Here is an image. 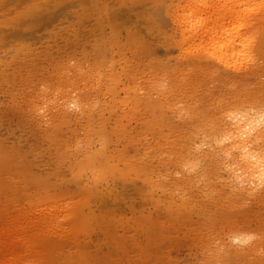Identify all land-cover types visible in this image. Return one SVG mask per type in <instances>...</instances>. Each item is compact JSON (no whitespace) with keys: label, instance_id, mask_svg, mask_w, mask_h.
<instances>
[{"label":"rangeland","instance_id":"obj_1","mask_svg":"<svg viewBox=\"0 0 264 264\" xmlns=\"http://www.w3.org/2000/svg\"><path fill=\"white\" fill-rule=\"evenodd\" d=\"M8 3L0 0V229L17 238L8 252L22 254L18 240L31 236L43 264H264V184L230 182L219 146L206 141L229 129L236 95L264 98V29L256 63L236 74L182 57L173 15L183 0ZM47 12L58 15L45 26ZM52 209L71 220L59 217L48 233L40 221ZM27 219V232L15 229ZM236 232L255 237L248 254L249 244L230 243ZM227 247L238 254L221 258Z\"/></svg>","mask_w":264,"mask_h":264},{"label":"bare ground","instance_id":"obj_2","mask_svg":"<svg viewBox=\"0 0 264 264\" xmlns=\"http://www.w3.org/2000/svg\"><path fill=\"white\" fill-rule=\"evenodd\" d=\"M6 1V0H5ZM20 0H16V2L14 0H10L7 2H9L8 4H10V2L13 3H17ZM44 1V0H43ZM83 1V0H80ZM23 2V1H22ZM5 2H3L4 4ZM84 4V2H81ZM7 6V3H5ZM20 3H17L16 5H18ZM94 4V3H93ZM15 5V6H16ZM19 6V5H18ZM40 7V6H39ZM6 8V7H5ZM9 8V7H8ZM17 8V6L15 7ZM21 8V7H20ZM50 8V7H49ZM94 8V7H93ZM11 9V8H10ZM34 9V8H33ZM47 9V8H46ZM51 9V8H50ZM175 9V8H174ZM58 10V9H56ZM68 10V9H67ZM177 10V11H175ZM175 14L174 19L176 20L175 23L177 22V24L180 26V31H181V40L178 42V46H179V51L181 53V55L183 54L184 56L189 55V57H194L195 59H199V60H204L206 62H212L214 64L215 69L218 68L221 71H228L230 72H242L241 74H243V72H245L244 70L247 69L248 66L252 65L253 63L255 64V50L257 47V43L259 41L260 35L264 29V0H183V4L181 6H178L177 9H175ZM20 11V10H19ZM18 11V12H19ZM56 12V11H55ZM63 12V11H62ZM3 13V12H2ZM36 14V12H33V14ZM48 13V12H47ZM58 13V11H57ZM57 13L51 14L49 15H45L38 21H40L43 25L46 26V24H48L49 22H51L53 20V18H55L56 15H58ZM86 15V14H85ZM24 16V15H23ZM32 16V14H31ZM18 17V16H17ZM6 18V16L4 17ZM64 19V18H63ZM42 20V21H41ZM28 21V19H27ZM30 21V18H29ZM32 22V21H31ZM37 23V19L35 21ZM39 22V25H40ZM23 23V22H22ZM29 24V22H27ZM65 23V22H64ZM99 23V22H98ZM174 23V24H175ZM25 24V23H24ZM23 24V25H24ZM26 24V25H28ZM35 24V23H33ZM38 24V23H37ZM56 24V23H55ZM31 25V24H30ZM28 25V26H30ZM22 26V24H21ZM35 26V25H34ZM37 26V25H36ZM42 26V25H41ZM44 26V27H45ZM73 26V25H72ZM77 26V25H76ZM39 27V26H38ZM43 27V28H44ZM177 27V26H176ZM175 27V29H176ZM20 28V27H19ZM27 28V26H26ZM73 28V27H72ZM90 28V27H89ZM23 29V28H22ZM179 29V27H178ZM178 29L176 31H178ZM52 30V29H51ZM83 30V29H82ZM99 30V29H98ZM88 31V30H87ZM18 33V32H17ZM20 33V32H19ZM22 33V31H21ZM20 33V34H21ZM97 33V32H96ZM69 34V33H68ZM82 34V33H81ZM80 34V35H81ZM97 38V37H96ZM59 39V38H58ZM94 42V41H93ZM97 42V40H96ZM99 43V41L97 42ZM176 43V42H175ZM177 44V43H176ZM66 45V44H64ZM85 45V44H84ZM96 45V44H95ZM64 47V46H62ZM60 47V48H62ZM104 47V46H103ZM66 49V47H64ZM63 48V49H64ZM62 49V50H63ZM64 49V50H65ZM86 52V51H85ZM58 53V52H57ZM56 53V54H57ZM149 53V52H148ZM53 54V53H52ZM59 54V53H58ZM180 55V54H179ZM182 55V57H183ZM51 57V56H50ZM82 57V56H81ZM85 57V56H84ZM97 57V56H96ZM177 57V56H176ZM69 58V57H68ZM76 58V57H75ZM193 58V59H194ZM97 59V58H96ZM48 60V59H47ZM83 60V59H82ZM81 61V60H80ZM104 61V60H103ZM102 61V62H103ZM6 62V61H5ZM60 62V61H59ZM77 62V61H76ZM83 62V61H82ZM111 62V61H110ZM195 63V62H194ZM204 63V62H203ZM32 64V63H31ZM205 64V63H204ZM203 64V65H204ZM260 64V63H259ZM95 65V64H94ZM195 65V64H194ZM206 65V64H205ZM263 65V64H262ZM211 66V65H210ZM12 67V66H11ZM62 67V66H61ZM69 67V66H68ZM67 67V68H68ZM96 67V66H95ZM174 67V66H173ZM202 67V66H201ZM205 67V66H204ZM255 67V66H254ZM183 68V67H182ZM208 68V67H207ZM260 68V67H259ZM36 69V68H35ZM38 69V68H37ZM91 69V68H90ZM89 69V70H90ZM93 69V68H92ZM125 69V68H124ZM165 69V68H164ZM192 69V68H191ZM261 69V68H260ZM67 70V69H66ZM88 70V71H89ZM82 71V70H81ZM80 71V72H81ZM159 71V70H158ZM183 71V70H182ZM193 71V70H192ZM202 71V70H201ZM261 71V70H260ZM62 72V71H61ZM161 72V71H160ZM181 72V71H180ZM227 72V73H228ZM108 73V72H106ZM226 73V74H227ZM247 74V72H245ZM261 73V72H259ZM62 74V73H61ZM66 74V73H65ZM168 74V73H167ZM176 74V73H175ZM214 74V73H213ZM235 74V73H234ZM250 74V73H249ZM262 74V73H261ZM79 75V74H78ZM188 75V74H187ZM258 75V74H256ZM239 76V75H238ZM252 76V75H251ZM264 77V75H262ZM23 77V76H22ZM66 77V76H65ZM151 77V76H150ZM197 77V76H196ZM201 77V76H200ZM237 77V76H236ZM255 77V76H254ZM97 78V77H96ZM106 78V77H105ZM180 78V77H179ZM208 78V77H207ZM68 79V78H67ZM187 79V78H186ZM200 79V78H199ZM227 79V78H226ZM264 79V78H263ZM97 80V79H96ZM201 80V79H200ZM220 80V79H219ZM225 80V79H224ZM243 80V79H242ZM241 79L239 81H242ZM261 80V79H260ZM75 81V80H74ZM79 81V80H78ZM77 81V82H78ZM88 81V80H87ZM100 81V80H98ZM185 81V80H184ZM183 81V82H184ZM188 81V79H187ZM199 81V80H198ZM238 81V79H237ZM56 82V81H55ZM67 82V81H66ZM70 82V81H69ZM97 82V81H96ZM109 82V81H108ZM196 82V81H195ZM210 82V81H209ZM258 82V81H257ZM263 82V81H262ZM261 82V83H262ZM103 83V82H102ZM159 82H157L158 84ZM161 83V82H160ZM197 83V82H196ZM213 83V81H212ZM234 83V82H233ZM247 83V82H246ZM89 84V83H88ZM152 84V82H151ZM157 84H153V86L157 87ZM175 84V83H174ZM194 84V82H193ZM211 84V83H210ZM248 84V83H247ZM135 85V84H134ZM137 85V84H136ZM150 85V83H149ZM162 85V84H159ZM181 85V84H180ZM179 85V87H180ZM189 85V84H188ZM206 85V84H205ZM212 85V84H211ZM221 85V84H220ZM226 85V84H225ZM254 85V84H253ZM256 85V84H255ZM259 85V84H258ZM8 86V85H7ZM58 86V85H57ZM111 86V85H110ZM186 86V85H185ZM198 86V85H197ZM213 86V85H212ZM233 86V85H232ZM241 86V85H240ZM243 86V85H242ZM61 87V86H60ZM88 87V86H87ZM95 87V86H94ZM155 87V88H156ZM162 88V86H159ZM159 87L156 90L157 94L159 95ZM178 87V86H177ZM201 87V86H200ZM225 87V86H224ZM234 87V86H233ZM233 87H231L233 89ZM239 87V86H238ZM245 87V86H244ZM257 87V86H256ZM105 88V87H104ZM164 88V87H163ZM162 88V89H163ZM169 88V87H168ZM230 88V87H229ZM258 88V87H257ZM256 88V89H257ZM264 88V87H262ZM93 89V88H92ZM149 89H154V88H150ZM161 89V90H162ZM189 89V88H188ZM193 89V88H192ZM224 89V88H223ZM241 89V88H240ZM97 90V89H96ZM130 90V89H129ZM138 90V89H137ZM148 90V89H147ZM158 90V91H157ZM164 90V89H163ZM169 90V89H168ZM221 90V89H220ZM230 90V89H229ZM245 90V89H244ZM74 91V90H73ZM84 91V90H83ZM139 91V90H138ZM153 92H155L154 90H152ZM198 91V90H197ZM206 91V90H205ZM233 91V90H232ZM242 91V90H241ZM51 92V91H50ZM99 92V91H98ZM159 92V93H158ZM164 93V95H166V92L162 91ZM161 92V97H162V93ZM172 92V90H171ZM175 92V91H174ZM253 92V91H252ZM130 93V92H129ZM170 92H167V95ZM206 93V92H205ZM217 93V92H216ZM227 93V91H226ZM250 93V92H249ZM147 94V93H146ZM156 94V96H157ZM174 94V93H173ZM195 94V93H193ZM218 94V93H217ZM242 94V93H241ZM247 94V93H246ZM89 95V94H88ZM163 95V97H165ZM222 95V94H221ZM235 94H232V96ZM98 96V95H97ZM146 96V95H145ZM154 96V95H153ZM169 96V95H168ZM198 96V95H197ZM262 97H264V95H261ZM170 97V96H169ZM217 97V96H216ZM229 97V96H228ZM236 99L235 102L237 104H235L234 106L230 107V110H227L225 112L223 118L224 120L228 121L230 127H228L229 129H225V131H222L221 133H219L216 136H212V135H208L209 138H207L206 136V141L207 143H210L209 145L211 146L212 143H215L218 147V151H220L218 158H221L222 162L224 163V167L225 169L227 168V175L230 177V182L231 179L233 178V181L235 180L237 183H239L240 185H242V187H244L245 185L249 186L254 182H259V183H263L264 184V131L263 132H258L259 128L261 126H264V98H259V96L257 95H249V100H247L245 97H238L236 95ZM174 98V97H173ZM196 98V97H195ZM209 98V97H208ZM165 99V98H164ZM163 99V100H164ZM172 99V98H171ZM175 99V98H174ZM206 99V98H205ZM217 99V98H216ZM162 100V101H163ZM166 100V99H165ZM170 100V99H169ZM208 100V99H207ZM210 100V99H209ZM214 100V99H213ZM187 101V100H186ZM228 101V100H227ZM172 102V100L170 101ZM183 102V101H182ZM208 103V102H207ZM216 103V102H215ZM228 104V102H226ZM173 104V103H172ZM188 104V103H187ZM197 104V103H196ZM224 104V103H223ZM169 105V104H168ZM216 105V104H215ZM214 105V106H215ZM218 105V104H217ZM191 106V105H190ZM193 106V105H192ZM191 106V107H192ZM210 106V105H209ZM219 107V106H217ZM170 109V108H169ZM186 109V108H185ZM178 110V108H177ZM63 111V109H62ZM66 111V110H65ZM82 111V110H81ZM219 114V113H218ZM217 114V115H218ZM56 116V115H55ZM179 117V116H178ZM195 117V116H194ZM209 117V116H208ZM214 117V116H213ZM222 117V116H221ZM177 118V117H176ZM216 118V117H215ZM220 118V117H219ZM203 119V118H202ZM211 119V118H210ZM81 120V119H80ZM217 120V119H216ZM206 121V120H205ZM218 121V120H217ZM208 122V121H207ZM195 123V122H194ZM211 124V123H210ZM208 125V123H207ZM45 126V125H44ZM84 126V125H83ZM119 126V125H118ZM220 126V125H219ZM199 127V126H198ZM204 127V125H203ZM209 127V125H208ZM211 127V126H210ZM216 127V126H215ZM51 129V128H50ZM207 129V128H205ZM210 129V128H209ZM222 129V128H221ZM31 130V129H30ZM219 130V129H218ZM208 133V132H207ZM212 134V133H210ZM165 135V134H164ZM79 136V135H78ZM143 136V135H142ZM212 136V137H211ZM26 137V136H25ZM189 137V136H188ZM36 139V138H35ZM209 140V141H208ZM177 141V140H176ZM140 142V141H139ZM60 143V142H59ZM203 143V142H202ZM190 144V143H189ZM205 144V143H204ZM261 144V145H260ZM37 145V144H36ZM208 145V144H205ZM208 145V146H209ZM213 145V144H212ZM89 146V145H88ZM150 146V145H149ZM65 147V146H64ZM200 147V146H199ZM197 147V148H199ZM63 148V147H62ZM189 148V147H188ZM211 148V147H210ZM213 148V147H212ZM204 149V148H203ZM161 150V149H160ZM167 150V149H166ZM182 150V149H181ZM194 150V149H193ZM201 150V149H199ZM209 150V149H208ZM96 151V150H95ZM101 151V150H100ZM99 151V152H100ZM153 151V150H152ZM169 151V150H168ZM202 151V150H201ZM216 151V150H215ZM197 152V151H196ZM213 152V151H212ZM185 153V152H184ZM205 153V151H204ZM206 154V153H205ZM209 154V153H208ZM207 154V155H208ZM218 154V153H217ZM200 155V154H199ZM216 155V154H215ZM120 156V155H119ZM206 157V155H204ZM121 157V156H120ZM204 157V158H205ZM208 157V156H207ZM197 158V157H196ZM213 158V157H212ZM155 159V158H154ZM157 159V158H156ZM32 160V159H31ZM166 160V158L164 159ZM163 160V161H164ZM220 160V161H221ZM122 163V162H121ZM131 163V162H130ZM129 163V164H130ZM167 163V162H165ZM164 163V164H165ZM191 163V162H190ZM188 163V164H190ZM194 163V162H193ZM41 164V163H40ZM133 164V163H132ZM162 164V163H160ZM169 164V163H168ZM174 164V162H173ZM187 163L185 162V165ZM192 164V163H191ZM52 165V164H51ZM126 165V164H125ZM157 165V164H156ZM220 165V164H219ZM184 166V165H181ZM191 166H195L194 164ZM197 166V165H196ZM132 167V166H131ZM146 167V166H145ZM179 167V166H178ZM188 167V165H187ZM181 168V167H180ZM191 168V167H189ZM168 169V168H167ZM186 169V168H185ZM193 168H191L192 170ZM206 169V168H205ZM212 169V168H211ZM189 170V169H188ZM195 170V169H194ZM192 172V171H191ZM214 172V171H213ZM106 173V172H105ZM156 173V172H155ZM178 173V172H177ZM97 174V172H96ZM95 174V175H96ZM194 174V173H193ZM203 174V173H202ZM221 174V173H220ZM197 175V174H196ZM199 175V174H198ZM201 175V174H200ZM199 175V176H200ZM208 175V174H207ZM213 175V174H212ZM10 178V177H9ZM8 179V178H7ZM21 179V178H20ZM182 179V178H180ZM195 179V177H194ZM205 179V178H204ZM229 179V178H228ZM183 180V179H182ZM185 180V179H184ZM198 180V179H197ZM180 181V180H178ZM232 181V182H233ZM188 182V181H187ZM216 182V181H215ZM225 182V181H224ZM229 182V183H230ZM235 183V182H234ZM179 184V183H178ZM236 184V183H235ZM234 184V185H235ZM257 184V183H256ZM188 185V184H187ZM229 185V184H228ZM232 186L233 188L235 186ZM238 185V184H237ZM236 185V187H237ZM171 186H173L171 184ZM222 187V186H221ZM239 187V185H238ZM250 187V186H249ZM257 187V186H256ZM264 187V186H263ZM231 188V187H230ZM245 188V187H244ZM177 189H178V185H177ZM224 189V188H223ZM229 189V188H228ZM236 189V188H235ZM240 189V188H239ZM232 190V189H231ZM250 190V189H249ZM260 190V189H259ZM264 190V189H263ZM166 191V190H165ZM208 191V190H207ZM251 191V190H250ZM178 192V191H177ZM180 192V191H179ZM203 192V191H202ZM210 192V191H208ZM219 192V191H218ZM252 192V191H251ZM254 192V190H253ZM252 192V193H253ZM264 192V191H263ZM221 193V192H220ZM230 193V192H229ZM174 194V193H173ZM180 194V193H179ZM212 194V192H211ZM231 194V193H230ZM178 195V194H177ZM234 195V194H233ZM176 196V195H175ZM194 196V195H193ZM241 196V195H240ZM239 196V197H240ZM250 196V195H249ZM245 197V196H244ZM210 198V197H209ZM212 198V197H211ZM253 198V196H252ZM171 199V198H170ZM29 200V199H28ZM225 200V199H224ZM224 200L222 203H224ZM232 200V199H231ZM235 200V199H234ZM36 201V200H35ZM63 201V200H62ZM70 201V200H69ZM172 201V200H171ZM174 201V200H173ZM187 201V200H186ZM185 201V202H186ZM227 201V200H225ZM32 202V201H31ZM71 202V201H70ZM74 202V201H73ZM230 201H228L229 203ZM233 202V201H231ZM38 203V202H37ZM78 203V202H77ZM219 203V202H218ZM221 203V204H222ZM227 203V204H228ZM237 203V202H236ZM241 203V202H240ZM9 204V203H8ZM29 204V203H28ZM178 204V203H177ZM215 204V203H214ZM46 205V204H45ZM53 205V204H52ZM231 205V204H230ZM238 205V203H237ZM30 206V205H29ZM49 206V205H47ZM46 206V207H47ZM77 207V205H75ZM184 206V205H183ZM235 206V205H234ZM65 207H68L65 205ZM214 207V206H213ZM217 207V206H216ZM219 207V206H218ZM221 207V206H220ZM219 207V208H220ZM231 207V206H230ZM263 207V206H262ZM50 208V206H49ZM53 208V207H51ZM50 208V209H51ZM63 208V207H62ZM199 208V207H198ZM205 208V207H204ZM55 209V208H54ZM52 209L51 211L49 210V212L51 213V217L47 216V218L49 217L50 219H55V224L53 223V221L49 222V218L46 220V218L42 221H40V223H42V230L45 232L50 233L52 231V228H54V226L58 227H62L64 223V221H62L61 218H63V220L68 219L62 216L57 217V214H59L62 211H59L58 213V209L54 210ZM72 209V208H71ZM179 209V208H178ZM192 209V208H191ZM230 209V208H229ZM236 209V208H235ZM76 210V209H75ZM186 210V209H184ZM200 210V209H199ZM1 211V210H0ZM44 211V210H43ZM47 211V210H45ZM216 211V210H215ZM13 212V211H12ZM49 212L47 214H49ZM57 212V213H56ZM220 212V211H219ZM32 213V212H31ZM69 213V212H68ZM77 213V212H76ZM262 213V212H261ZM30 214V213H29ZM39 214V213H38ZM73 214V212H72ZM64 215L65 212H64ZM70 215V214H69ZM43 216V215H42ZM264 216V215H263ZM45 217V214H44ZM43 217V218H44ZM54 217V218H53ZM59 219H57V218ZM218 217V216H217ZM57 219V220H56ZM70 219V218H69ZM68 219V220H69ZM215 219V218H214ZM263 219V218H262ZM25 220V219H24ZM71 220V219H70ZM209 220V219H208ZM231 220V219H230ZM1 221V220H0ZM26 221V220H25ZM28 221V219H27ZM212 221V220H211ZM3 222H6L3 221ZM8 222V221H7ZM22 222V221H21ZM230 222V221H229ZM25 223H28V225H25ZM24 224L20 225L18 223V225L20 226H16L12 225L11 227L13 228L14 226L16 227L15 229H19L21 231H28L27 230H22L24 228H31L32 225V221L30 220L28 222H25ZM39 223V225H41ZM62 223V226H61ZM232 223V222H231ZM11 224V223H10ZM77 224V223H76ZM1 225H3L1 223ZM37 225V223H36ZM232 225V224H231ZM10 226V225H9ZM71 226V225H70ZM69 226V227H70ZM77 226V225H76ZM223 227H225L224 225H222ZM236 226V224H235ZM239 226V225H238ZM10 227V229H11ZM38 227V226H37ZM37 227H35L37 229ZM55 227V228H56ZM74 227V226H73ZM80 227V226H79ZM87 227V226H86ZM232 227V226H231ZM6 228V226L4 227ZM3 228V229H4ZM39 228H41L39 226ZM68 228V227H66ZM82 228V227H81ZM228 228V227H227ZM234 228V227H233ZM241 228V227H240ZM2 229V228H1ZM0 229V232L3 230ZM9 229V230H10ZM36 229H34L36 231ZM63 229V228H62ZM69 229V228H68ZM76 229V228H75ZM80 229V228H79ZM214 229V228H213ZM238 229V228H237ZM6 230V229H5ZM8 230V229H7ZM4 231L6 232V236L4 239L5 242L0 243V264H34L33 262H36L37 264H43L47 261L46 259V253L44 252L45 255V260L46 261H40L43 260V258L40 256L41 253L37 250L41 247H36V243H35V238L31 236L27 237V239H25L23 236L20 237V239L18 240V242L20 243V246L22 244V249H23V253L20 254V252H12L10 254V251L8 252V248H13L11 245L15 242L17 238H15V231L13 229H11L12 231ZM38 230V229H37ZM61 230V228H60ZM58 230V231H60ZM67 230V229H65ZM71 230V229H70ZM69 230V231H70ZM73 230V229H72ZM78 230V228L76 229ZM62 232L64 230H61ZM213 231V230H212ZM237 231V230H236ZM3 232V231H2ZM2 232L0 235V242L2 240ZM23 232V233H24ZM30 232V229H29ZM33 232V230L31 231ZM68 232V231H67ZM77 232V231H76ZM74 232V233H76ZM243 232V231H242ZM21 233V232H20ZM35 233H38L35 232ZM42 233V232H41ZM59 233V232H58ZM215 233V232H214ZM27 234V233H26ZM40 234V232L38 233ZM52 234V233H51ZM54 234V233H53ZM61 234V233H60ZM63 234V233H62ZM211 234H213L211 232ZM210 234V235H211ZM237 234V232H236ZM248 234V233H247ZM29 235V234H28ZM43 235V234H42ZM227 235V234H226ZM229 235V234H228ZM45 236V235H44ZM60 236V235H59ZM209 236V235H208ZM249 235H245V234H237V235H233L231 238V242H236V243H242V244H249V246L246 248L244 254H248V251H252L253 249V242L252 239L249 241ZM64 239V238H63ZM227 240V239H226ZM254 240V239H253ZM258 240V239H257ZM260 240V239H259ZM3 241V240H2ZM77 241V240H76ZM208 241V240H207ZM212 240H209V242ZM14 243V245H15ZM41 243V241H40ZM252 243V244H251ZM264 243V241H263ZM212 244V243H210ZM209 244V245H210ZM251 244V245H250ZM261 244V243H260ZM44 245V244H43ZM213 245V244H212ZM215 245V244H214ZM232 245V244H231ZM230 245V246H231ZM246 245V246H247ZM257 245V244H256ZM223 246V245H222ZM225 246V245H224ZM228 246V245H227ZM244 246V245H243ZM245 246V247H246ZM53 247V246H52ZM206 247V246H205ZM218 247V245H217ZM229 247V246H228ZM226 248V250L222 251L224 252L221 255V258L223 256V259H227V256H233V254H238V252L232 251V249ZM232 247V246H231ZM37 248V249H36ZM51 248V247H50ZM58 248V247H57ZM213 248V247H212ZM242 248V247H240ZM15 249V248H14ZM43 249V248H42ZM8 253H6V256L4 255L6 251ZM10 250V249H9ZM47 250V249H46ZM49 250V249H48ZM56 250V249H55ZM221 250V249H219ZM238 250V248H237ZM5 251V252H4ZM216 251V250H215ZM244 251V250H243ZM4 252V254H3ZM43 252V251H41ZM47 252V251H46ZM219 252V251H218ZM236 252V253H233ZM4 256H1L2 254ZM207 253V251H206ZM221 253V252H220ZM250 253V252H249ZM43 254V253H42ZM83 254V253H82ZM217 254V252H216ZM255 254V253H254ZM259 255V254H258ZM24 256H27L28 259H24ZM43 256V255H42ZM229 256V258H230ZM262 256V255H261ZM44 257V256H43ZM212 257V256H211ZM210 257V258H211ZM248 257V256H247ZM26 258V257H25ZM236 258V257H235ZM222 259V260H223ZM246 259V258H245ZM206 260V259H205ZM221 260V261H222ZM237 260V258H236ZM242 260V259H241ZM33 261V262H31ZM244 261V260H243ZM48 262V261H47ZM46 262V263H47ZM118 262V261H117ZM116 262V263H117ZM217 262V261H216ZM224 262V261H223ZM229 262V261H228ZM218 263V262H217ZM220 264V263H219Z\"/></svg>","mask_w":264,"mask_h":264},{"label":"clouds","instance_id":"obj_3","mask_svg":"<svg viewBox=\"0 0 264 264\" xmlns=\"http://www.w3.org/2000/svg\"><path fill=\"white\" fill-rule=\"evenodd\" d=\"M251 239H255V237H254V236L249 237V241H250Z\"/></svg>","mask_w":264,"mask_h":264}]
</instances>
